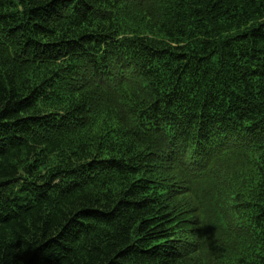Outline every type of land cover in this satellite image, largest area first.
<instances>
[{
    "label": "trees",
    "instance_id": "trees-1",
    "mask_svg": "<svg viewBox=\"0 0 264 264\" xmlns=\"http://www.w3.org/2000/svg\"><path fill=\"white\" fill-rule=\"evenodd\" d=\"M0 264H264V0H0Z\"/></svg>",
    "mask_w": 264,
    "mask_h": 264
}]
</instances>
